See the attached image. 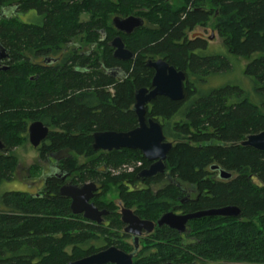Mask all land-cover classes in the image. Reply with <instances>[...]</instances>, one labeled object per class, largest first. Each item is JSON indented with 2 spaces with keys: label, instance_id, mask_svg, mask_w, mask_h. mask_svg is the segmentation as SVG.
<instances>
[{
  "label": "trees",
  "instance_id": "1",
  "mask_svg": "<svg viewBox=\"0 0 264 264\" xmlns=\"http://www.w3.org/2000/svg\"><path fill=\"white\" fill-rule=\"evenodd\" d=\"M177 1L180 6L166 0H0V44L12 59L0 72V139L6 147L0 186L14 176L12 150L27 141L28 125L42 121L50 127L36 149L42 160L68 150L62 173L101 182L104 194L114 187L122 205L141 219L156 221L172 210L240 209L236 218L191 220L184 234L156 227L146 242L154 250L134 264H264V151L240 144L264 131V0ZM129 15L143 25L122 36L134 56L119 61L108 45L120 35L112 20ZM210 25L223 39L224 56L190 39L196 27ZM91 44L95 50L87 52ZM38 58L56 62L43 67ZM159 58L186 76L181 100L157 96L146 106V118L158 122L173 144L165 160L172 182L154 191L151 185L164 177L158 175L136 190L137 175L148 165L142 153L96 152L92 135L137 126L134 93L150 89L153 70L146 62ZM238 58L247 62L243 73L252 91L233 84L200 88L230 62L240 65ZM213 165L232 178L219 180ZM40 171L38 164L30 166L28 178ZM176 182L195 190L182 205L186 193ZM61 183L49 177L44 193L0 192V264H67L110 245L129 246L116 206H107L106 225H96L71 213L69 199L59 194Z\"/></svg>",
  "mask_w": 264,
  "mask_h": 264
},
{
  "label": "water",
  "instance_id": "2",
  "mask_svg": "<svg viewBox=\"0 0 264 264\" xmlns=\"http://www.w3.org/2000/svg\"><path fill=\"white\" fill-rule=\"evenodd\" d=\"M113 26L120 32L131 33L143 25V19L133 15L127 17H114ZM212 38V35L209 39ZM110 46L114 48L113 58L119 61H128L133 59V54L124 47V43L119 37H115ZM3 49L0 48V59L5 57ZM146 66L153 70L150 89L140 88L134 93L133 111L137 119V127L127 132L104 131L93 134L94 150L112 151L121 148L139 150L144 158L149 162L155 161L148 169L140 172V177H152L164 172V161L172 147V143L167 141L161 126L152 119L146 120V106L157 96H163L172 101H178L183 98V86L186 76L184 72L175 69L164 59L147 60ZM7 67H2L6 70ZM49 129L41 121H33L28 126V141L33 148H37L48 135ZM242 146H248L258 151H264V131L248 135L240 142ZM3 148L0 141V150ZM211 169L217 170L218 166L213 165ZM231 176L229 172L220 169L219 177L228 179ZM96 190L94 183H86L79 186L64 185L60 188V195L71 200L70 210L73 214H82V216L92 222L100 223L102 216L107 214L106 210H98L90 202L93 192ZM239 217L240 209L236 206H224L200 210L187 214H175L167 212L163 214L156 223L148 220L139 219L131 210L121 209V220L126 225L125 232L134 236V246L137 247L138 237L142 231L149 233L154 226H168L171 229L182 233L186 225L191 220L201 219L203 217ZM132 264V254H126L110 247L99 251L90 256L70 261L67 264ZM162 264H175L166 262ZM188 264H197L195 262Z\"/></svg>",
  "mask_w": 264,
  "mask_h": 264
},
{
  "label": "flooded vegetation",
  "instance_id": "3",
  "mask_svg": "<svg viewBox=\"0 0 264 264\" xmlns=\"http://www.w3.org/2000/svg\"><path fill=\"white\" fill-rule=\"evenodd\" d=\"M166 1H168L170 4H172L171 3V1L172 0H166ZM15 12H13V14H14ZM130 16V15H129ZM134 16V15H133ZM136 17H138V16H136ZM21 22H25V23H28V21H26V20H24L23 18H21ZM114 27V26H113ZM115 28V27H114ZM115 30L118 32V33H120V35H117V36H115V37H119L121 40H122V42L124 43V47L127 49V50H129L130 52H132L130 49H128V47L126 46V44H125V42H124V40H123V38H122V36H126V35H130L131 33H133V31L135 30H133L131 33H129V34H127V33H123V32H120V31H118L116 28H115ZM114 37V38H115ZM113 38V39H114ZM193 38H199V39H201V40H203L204 41V39L200 36V33H192L191 34V37H190V39H193ZM112 39V40H113ZM101 40V39H100ZM111 40V41H112ZM110 41V42H111ZM110 42L108 43V45L110 46ZM205 42V41H204ZM96 47V45H93V44H91L90 45V47H88L87 48V52H90V51H94L95 48ZM0 48H2L3 49V53H5V57H3L2 59H0V72L1 71H4V70H2V67H7V69L5 70V71H7V70H9V68L12 66V59H11V55H10V52H9V50H8V48H6V47H4L2 44H0ZM110 48L112 49V56H113V52H114V48H112L111 46H110ZM133 54V53H132ZM134 55V54H133ZM56 59L55 58H52V59H44V58H38V63H40V65L41 66H43V67H46V66H50V64H54L56 61H55ZM35 78H37L35 75L34 76H30V78H29V80H31V81H34L35 80ZM147 119H150V118H146V120ZM42 122V121H41ZM43 123V122H42ZM158 123V122H157ZM44 124V123H43ZM159 124V123H158ZM45 125V124H44ZM160 125V124H159ZM29 126V125H28ZM45 126H47L48 127V129H49V132H50V127L48 126V125H45ZM137 127V126H136ZM162 128V127H161ZM48 132V133H49ZM97 132H104V131H97ZM95 133V132H94ZM93 133V134H94ZM93 136V135H92ZM27 137H28V127H27ZM47 138V137H46ZM0 141H1V143H2V146H3V148L0 150V152H3V151H5L6 150V147H5V145L3 144V142H2V140L0 139ZM45 141V140H44ZM44 141H42V142H44ZM42 142H41V144L37 147V148H35V149H37L38 150V148H41L42 147ZM93 148V147H92ZM94 150V149H93ZM94 151H96V150H94ZM99 151H101V152H108V151H103V150H97L96 152H99ZM63 152L64 153H66L67 155L65 156H60L59 158L57 157V155H59V154H63ZM110 152V151H109ZM72 153L71 152H69L68 150H60V151H55V152H50V153H48L47 154V156H46V159L45 160H42L40 157H39V160H41V162L44 164V163H48V162H51V159H50V157L53 155V157L55 158V161L51 164V165H49V166H47V169L45 170L44 168H43V170H41V173H40V178H39V187L37 188V190L36 191H34L33 193H38V192H42V193H44L45 192V190H46V180H47V178H49V177H54V178H57V179H59L60 181H62V183H61V186H60V188L62 187V186H64V185H75V186H81V185H83V184H86V183H94L95 184V186H96V190L93 192V196H92V198H91V200H90V202L91 203H93L94 204V206L98 209V210H106L107 211V214L105 215V216H102V219H101V222L100 223H97V222H92V221H89V220H87V219H85L83 216H82V214H74V215H81L85 220H87V221H89V222H92V223H94V224H96V225H106L107 224V216L111 213V211L108 209V207L107 206H111V204H113V203H110V202H108V201H106L105 199H104V197H105V195L106 194H104L103 193V190H102V184H101V182H98V181H86V182H78V181H74V179L72 178V176H71V174H69V173H62V172H64V171H62L61 172V170H62V161L66 158V157H68V156H70ZM144 157V156H143ZM79 158H81L82 159V157L80 156ZM146 160V159H145ZM166 160V159H165ZM147 162H148V165L146 166V167H144V168H142L140 171H139V173H138V175H137V177L140 179V182L139 183H137L133 188L134 189H141V188H145V186L143 185V183L142 182H144L145 181V179H152V178H155L156 176H158V175H161V176H164L163 178H162V181L160 182L161 183V186H158V185H160V183H156V184H152L151 185V189L152 190H154V191H156L157 189H159V188H161L162 186H164V185H166V184H168V183H170V182H172V180L169 178V177H166L165 175H166V166H165V161L163 162L164 163V166H165V168H164V172L162 173V174H156L155 176H152V177H140L139 175H140V172L142 171V170H145V169H148L155 161H153V162H149L148 160H146ZM136 165L137 166H140V163L138 162V163H136ZM124 167V169L126 168L127 169V171L129 172V171H131L132 170V166H128V165H125V166H123ZM212 171H215L216 173H217V177H218V179L219 180H225V181H227V180H229L230 178H232V173H230L231 174V176L228 178V179H221L220 177H219V168L217 169V170H214V169H211ZM223 170V169H222ZM164 182V183H163ZM176 184H177V186L178 187H180V189L182 190V192H184V193H186V195H185V197L180 201V205H182V204H184V203H186L187 201H189L190 199H191V195H193V193L195 192V190H194V188H192V187H190L189 185H187V184H185V183H179V182H176ZM60 188H59V191H60ZM28 193H30V192H28ZM60 194V193H59ZM62 196V195H61ZM62 197H65V196H62ZM66 198V197H65ZM67 199H69V198H67ZM119 199V198H118ZM69 202H71V200L69 199ZM114 206H116L117 207V210H116V212H118V214H119V216H120V221H121V223H122V234L123 235H125V241H126V243L127 244H129V246H127L124 250H122V249H119L118 247H116L115 245H110V246H108V247H106V248H104V249H102V250H105V249H108V248H110V247H115L116 249H118V250H120V251H122L123 253H126V254H132V264H134V261L135 260H137L138 258H143V254L144 253H146V252H149L150 250H154V247H152L153 245L152 244H146V242L147 241H149L150 240V237H151V235L153 234V232L155 231V229H156V227L157 228H162V227H167V228H169L168 226H166V225H164V226H161V227H158V226H154V229L151 231V232H149V233H146V232H144V231H142V233L140 234V236L138 237V243H137V247L135 248V246H134V236L132 235V234H129V233H126L125 232V227H126V225L122 222V220H121V209L122 208H126V207H124L123 205H122V203H121V201H120V199H119V203L116 205V204H113ZM112 205V206H113ZM69 206H70V203H69ZM70 208V207H69ZM127 209H129V208H127ZM129 210H131V209H129ZM132 212H133V210H131ZM169 212H173V213H175V214H187V212H183V211H181V210H176V211H169ZM72 213V212H71ZM134 213V212H133ZM167 213V212H166ZM73 214V213H72ZM165 214V213H164ZM163 215V214H162ZM161 215V216H162ZM137 216V215H136ZM160 216V217H161ZM138 217V216H137ZM159 217V218H160ZM139 218V217H138ZM158 218V219H159ZM139 219H141V218H139ZM157 219V220H158ZM142 220H145V219H142ZM157 220L156 221H152L153 223H156L157 222ZM148 221H150V220H148ZM169 229H171V228H169ZM186 229H187V225H186ZM186 229H185V231L184 232H182V233H179V232H177L176 230H174V229H172V230H174V231H176L178 234H184L185 232H186ZM121 234V235H122ZM142 243V244H141ZM102 250H100V251H102ZM99 252V251H98ZM97 253V252H96ZM142 254V255H141ZM166 262H170V261H160L159 263H156V264H162V263H166ZM171 263H173V262H171ZM108 264H111V263H108ZM176 264V263H175Z\"/></svg>",
  "mask_w": 264,
  "mask_h": 264
},
{
  "label": "rangeland",
  "instance_id": "4",
  "mask_svg": "<svg viewBox=\"0 0 264 264\" xmlns=\"http://www.w3.org/2000/svg\"><path fill=\"white\" fill-rule=\"evenodd\" d=\"M171 3L173 5H179V6L181 4L177 0L175 1L172 0ZM193 33H200V36L205 41L206 52L211 54L221 53L223 54L222 56H224L225 49L223 47V39L219 36L217 30H214L211 25L207 27L206 26L196 27ZM211 35L212 38L209 39ZM238 59L241 66L230 62V67L228 69L219 73L217 76L209 78L206 84L203 83L200 86V88L202 90L203 89L207 90L208 88H212V87H221L226 84H233L240 86L244 91L247 92L252 91L251 90L252 85L250 83L251 81H249V79L246 76H244L243 73L244 66L247 62L243 58H238ZM12 154L17 159V167L14 172V176L12 180L3 182L1 184L0 192L25 191V192L33 193L39 187L38 182L41 171L38 173V175H34L32 178H28V169L30 168V166L34 164H38L41 170H43V168L46 170L47 166L51 165L55 161V158L52 155L50 157L51 162L44 164L42 162H39L38 151L30 145L28 141V137H27V141H24L23 143H21L12 150ZM64 155L66 156L67 154L63 152V154H59L57 155V157L59 158L60 156H64ZM78 160L82 161L81 158H78ZM158 186H161V183ZM194 194L195 192L193 193V195ZM104 199L116 205L119 203V199L116 195V191L114 187H111L110 191L106 193Z\"/></svg>",
  "mask_w": 264,
  "mask_h": 264
}]
</instances>
